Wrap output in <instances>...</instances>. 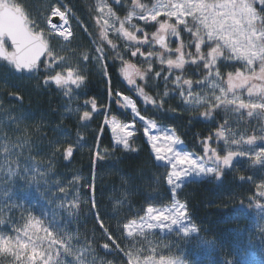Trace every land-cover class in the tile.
Wrapping results in <instances>:
<instances>
[{"label": "trees", "instance_id": "16d2710c", "mask_svg": "<svg viewBox=\"0 0 264 264\" xmlns=\"http://www.w3.org/2000/svg\"><path fill=\"white\" fill-rule=\"evenodd\" d=\"M8 1L46 44L51 61L41 62L29 74L19 71L12 61H0V236L22 239L29 218H39L57 258L51 264H125V257L140 247L144 251L153 247L154 256L185 264H264L262 215L236 209L246 201L251 204L256 192L263 196L255 188L259 173L242 159L219 180L189 182L178 191V202L185 204L196 228L194 235L157 237L144 247L125 237V225L141 218L149 206L170 204L167 169L154 161L139 127L129 150L123 151L113 146L102 115L85 123L83 115L74 111L83 110L81 101L94 100L106 108L109 118L133 122L130 114L119 111L116 94L132 96L120 68L131 62L136 46L113 39L110 47L104 45L106 56L99 59L95 48L99 0ZM58 5L71 15L72 35L66 40L45 29L46 19ZM252 10L264 32V0H255ZM181 34L186 50L190 38L184 31ZM1 43L10 53L8 43ZM225 61L223 56L218 63L222 79L246 70L243 62ZM157 64L138 62L146 77L143 83L140 77L136 89L148 97L151 107L138 101L137 110L162 130L174 131L186 151L203 155L205 143L223 132L231 142L228 148L238 149L234 141L264 131L263 116L249 119L241 113L234 118L222 107H187L170 95L169 84L153 78L162 70ZM197 70L201 68L196 65L187 67V80L194 87L205 73L194 76ZM67 73L77 82L71 102L64 88L45 83L47 78ZM67 148L75 150L70 163L64 161ZM0 264L16 261L0 253Z\"/></svg>", "mask_w": 264, "mask_h": 264}, {"label": "rangeland", "instance_id": "374dc122", "mask_svg": "<svg viewBox=\"0 0 264 264\" xmlns=\"http://www.w3.org/2000/svg\"><path fill=\"white\" fill-rule=\"evenodd\" d=\"M254 1L141 0L136 6H129L122 2L115 4V0H99L96 6L98 13L96 24L99 37L95 43V48L100 59H103L106 56L103 49L104 45L110 47L111 41L114 43L113 39L123 42L124 40L129 42L135 39L136 41L140 40L139 43H134L136 48L130 53L131 62L122 64L120 68L121 79H123L132 94L131 97H124L128 98L126 99L128 101L133 100L137 108L138 101L145 108L151 107L148 97L140 89H136V86L141 78L143 83V79L146 77V70L138 69V62L143 64L146 60H152L162 65L157 64L162 70L155 74L153 78L155 80L160 78L162 83L169 84L173 89L170 95L178 101L181 100L187 107L191 109L206 105L212 107V109L222 107L224 113L232 114L234 118H237L241 113L249 119H260L262 116L264 118V32L259 28V19L252 10ZM54 11H58L62 16L68 13L65 19L68 25L71 24L69 19L71 15L68 9L58 5L53 8L50 15ZM182 31L190 38V44L186 50L181 45ZM162 33L167 34L166 50L158 49L157 42L151 39L153 35L159 37ZM58 36L62 37L63 40L68 39L63 35ZM223 56L226 61L243 62L242 64L246 65V70L228 75V77L222 79L218 73V63ZM195 65L201 68V72H205L200 78L198 87L192 86L193 83L191 84L187 80V67ZM200 71L197 70L192 73L194 76H199ZM72 79L75 80L74 77ZM74 86L72 85L70 89L63 87V93L70 98L69 102L72 101L71 98L75 93ZM203 91L204 94H200ZM118 94L119 111L133 114L130 108L122 107L127 102L119 100ZM241 103L246 107H241ZM74 113H79L82 116L87 114L88 110L79 111L75 109ZM212 113L209 112L208 114L211 115ZM131 116L133 122L122 123L120 121V123L129 125L128 130L134 132V135L139 127L154 161L167 169L165 182L168 192H170L171 202L164 207L154 208L171 207L174 200L178 202V191L189 182L219 180L227 170H232V167L236 163L238 164L240 159L255 167L257 173H259L257 177L260 180L255 188L259 189L260 193H264V131L256 137L240 142L234 141L239 145L238 149L236 147L228 148L230 145L228 143L231 142L227 141L229 139L227 133H217L213 139L206 142L209 150L205 154V148H203V155L201 156L186 151L179 139L180 143L172 145L173 151L180 155L187 153L193 159L200 157L198 165H203V171L188 168L185 174L177 179L175 176L170 177L174 157L167 162L158 161L155 158V153L149 142V137L154 136L151 133L153 128L149 127V123H146V121H149L146 120L144 123L141 118L135 115L134 117ZM112 119V117L109 118L107 113H104L101 122L108 130L113 146L128 151L130 141H132L134 135L128 139L127 149L122 144L115 143L109 124ZM157 127L158 132L155 136L177 137L174 131L170 129L162 130L158 125ZM145 131H147V135ZM121 138L123 139L122 136ZM157 143H165V141L158 140ZM217 155L220 157L219 160L216 158ZM225 160L228 161L227 164L224 163ZM177 170L184 171L179 166ZM170 179L171 184L169 183ZM258 194L256 192L257 197L254 198L253 202L250 201L251 204L248 205L249 201H246V204L238 205L236 209L255 210L256 213L262 215L261 219L264 221V195L258 196ZM35 220L39 221V230L32 228L22 239L10 240L0 236V253L13 256L16 264L54 263L57 258L53 254V246H50L45 240L47 230L42 226L39 218ZM169 224L170 222L151 220L146 211L141 218L125 225V237L135 243H144L142 245L144 247L149 240L157 237L161 240L172 237L179 239L194 235L196 232V228L190 223L188 216L187 218H181V223L178 226H169ZM33 238H35V243ZM163 242L165 243V240ZM154 255L153 247L148 248L146 251L140 247L137 252L125 257V264H185L181 260Z\"/></svg>", "mask_w": 264, "mask_h": 264}, {"label": "snow or ice", "instance_id": "6c2138e0", "mask_svg": "<svg viewBox=\"0 0 264 264\" xmlns=\"http://www.w3.org/2000/svg\"><path fill=\"white\" fill-rule=\"evenodd\" d=\"M57 87L61 86L62 84L66 85L68 82H71L73 84H76L77 82L75 80L66 81L62 80L59 77L53 78ZM78 86V85H77ZM128 99V98H125ZM151 102V101H149ZM241 107H246L243 103L240 104ZM122 107H128L131 108L134 115H138L135 108V102L132 101L128 103L125 106ZM87 115V114H86ZM141 119H143L141 117ZM149 123V127L154 128L155 123L154 122H147ZM110 129L113 133V138L115 143L122 144L125 149L128 148V139L134 135V132L129 131V125L121 124L118 122L115 118H113L110 122ZM145 134L147 135V131H145ZM123 137V139L121 138ZM158 140H163L165 143H157ZM149 142L152 146L153 152L155 153V158L160 161L163 160L167 162L170 159H173L174 161L171 164L172 172L170 173L171 176H175L177 179L180 176H183L188 168H196L200 171H203V165H198V160H200V157H197L196 159H193L189 154L185 153L183 155H180L177 152L173 151L172 145L180 143L179 138L175 136H163V137H157V136H151L149 137ZM208 145L205 144V154L208 152ZM216 155L215 153H213ZM216 158L219 160L220 157L217 155ZM227 160L224 161L225 164H227ZM178 166L182 167L184 171H178ZM211 171V170H210ZM171 179L169 180V183L171 184ZM261 195H264V193H260ZM185 204L179 203L177 201H173L171 207H165L162 209L149 207L146 211L151 218V220L158 221V222H170L169 226L171 225H180L181 218H187L188 213L185 211ZM32 228H36L39 230V221H36L33 218H29L28 224L26 225L24 229V234H28ZM33 242L35 243V238H33ZM12 254V253H9Z\"/></svg>", "mask_w": 264, "mask_h": 264}, {"label": "water", "instance_id": "95a60500", "mask_svg": "<svg viewBox=\"0 0 264 264\" xmlns=\"http://www.w3.org/2000/svg\"><path fill=\"white\" fill-rule=\"evenodd\" d=\"M4 2L3 0H0ZM25 17L21 12L15 11V9L7 4H3L0 8V60L7 61L12 59L14 65L23 73L30 72L33 68L39 65L42 61H50V57L47 56L48 51L46 45L36 36L32 35L26 26ZM52 23L58 22V17H52L50 19ZM153 40L157 42V46L160 49L165 48L166 36L161 35L160 37H154ZM2 41H7L12 57L9 56L5 48L3 47ZM60 76H55L54 78ZM70 74L66 76V81H70ZM63 80V79H62ZM47 84L57 86L54 79L46 80ZM67 84H70L68 82ZM62 86V85H61ZM60 87V86H59ZM93 105V114L100 113L95 110ZM87 116L84 117L86 120ZM75 150L73 148H67L64 152L65 163H70Z\"/></svg>", "mask_w": 264, "mask_h": 264}, {"label": "flooded vegetation", "instance_id": "af4514ba", "mask_svg": "<svg viewBox=\"0 0 264 264\" xmlns=\"http://www.w3.org/2000/svg\"><path fill=\"white\" fill-rule=\"evenodd\" d=\"M126 3V4H128L129 6H136L137 4H139L140 2H141V0H115V4H119V3ZM137 42L139 43L140 42V40L138 41L137 40ZM133 43H134V41H133ZM98 107H99V105H98ZM84 108L86 109V110H88V112L90 111L88 108H87V106L85 107L84 106ZM89 114V120L91 119V117H92V115H91V112H89L88 113ZM89 120H88V122H89ZM255 164V163H254ZM251 202H253V201H251Z\"/></svg>", "mask_w": 264, "mask_h": 264}, {"label": "bare ground", "instance_id": "6f19581e", "mask_svg": "<svg viewBox=\"0 0 264 264\" xmlns=\"http://www.w3.org/2000/svg\"><path fill=\"white\" fill-rule=\"evenodd\" d=\"M61 21L64 22L65 20L61 18ZM61 24H63V23H61ZM61 24H59V25H55L56 28H57V29H61V28L63 27V25H61ZM57 29H56V30H57Z\"/></svg>", "mask_w": 264, "mask_h": 264}]
</instances>
